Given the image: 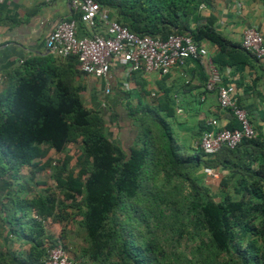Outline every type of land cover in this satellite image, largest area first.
Returning a JSON list of instances; mask_svg holds the SVG:
<instances>
[{
  "label": "trees",
  "instance_id": "1",
  "mask_svg": "<svg viewBox=\"0 0 264 264\" xmlns=\"http://www.w3.org/2000/svg\"><path fill=\"white\" fill-rule=\"evenodd\" d=\"M93 1L138 37L165 40L177 35L214 46L211 65L254 59L201 14L212 0ZM69 19L76 23L78 38L91 36L78 15ZM59 60L49 54L23 59L0 94V155L10 167L28 168L32 177L48 169L53 183L50 187L36 180L39 192L13 208L8 190V238L0 264H42L57 243L71 254L70 264H264V142L254 135L233 150L222 148L207 156L199 149L187 153L173 135L176 109L185 110L209 92L205 60L185 62L194 66L195 87L190 82L162 87L147 94L149 102L137 100L136 105L125 94V117L133 131L125 147L108 136L101 112L83 105L82 87L74 84L82 74L75 57ZM195 89V99L174 104L172 95ZM191 115L199 120L201 134L209 130L206 114ZM235 128L236 122L226 129ZM69 144L78 146L76 176L67 168ZM48 150L62 154L60 162L41 163ZM204 168L228 170L219 182L218 201L194 177ZM48 219L61 226L57 237L46 234ZM68 225L82 231L80 245L66 237Z\"/></svg>",
  "mask_w": 264,
  "mask_h": 264
},
{
  "label": "crops",
  "instance_id": "2",
  "mask_svg": "<svg viewBox=\"0 0 264 264\" xmlns=\"http://www.w3.org/2000/svg\"><path fill=\"white\" fill-rule=\"evenodd\" d=\"M201 14L208 19L214 29L229 42L240 46L243 30L253 28L264 40V0H212L210 5L201 8ZM72 11L68 0H53L45 3L44 0H2L0 1V94L8 89L11 75L19 69L23 59L32 56L44 57L47 55L44 41L61 20L71 17ZM207 51V61L216 54V48L210 44H201ZM65 59H60L64 63ZM215 70L219 82L217 86L233 87L232 99L235 104L244 109L254 135L264 142V59L255 60L247 57L243 62L232 65H211ZM194 66L188 62L182 68H175L166 75L155 72L136 73L128 72V66L120 61H111L108 75L103 79H95L86 75L74 78V84L82 87L81 99L87 109L100 111L103 119L105 115H112L113 125L109 128L112 139L122 146H128L132 141V129L127 124L124 108V96L129 94L131 105L138 104L137 100L147 102V94L152 96L159 89L168 88L181 82H190L197 86L198 80L193 72ZM216 87L198 98L197 103L186 106L185 112L198 111L201 116L206 114V122L215 121L212 130L226 129L235 125L231 114L219 109L216 102ZM107 89V93H104ZM146 96H143L145 95ZM199 89L191 90L177 98L184 102L196 98ZM105 120V119H104ZM72 144L66 147V150ZM75 145V144H73ZM77 145V144H76ZM68 154V152H66ZM48 150L40 161L43 163L51 155ZM241 154V152H240ZM60 155V154H59ZM239 155V154H238ZM71 161V156L68 154ZM5 167L0 162V250L6 243L8 232L5 224V202L9 197L13 203L19 200H29L40 188L34 186L39 180L38 175L32 177L26 167L12 172V167ZM259 162L255 164V167ZM14 168V167H13ZM8 169V170H7ZM215 172L220 180L228 174L227 169ZM18 178L26 184V196L22 197V187L17 190L15 185ZM20 185V184H19ZM9 190V196L7 193ZM8 198V199H9ZM15 216H19L16 208ZM29 217L33 212H26ZM46 234L57 237L61 226L49 219L44 222ZM71 225H68V227ZM67 227V228H68ZM26 249V247L24 248ZM13 251H19L13 245Z\"/></svg>",
  "mask_w": 264,
  "mask_h": 264
},
{
  "label": "built area",
  "instance_id": "3",
  "mask_svg": "<svg viewBox=\"0 0 264 264\" xmlns=\"http://www.w3.org/2000/svg\"><path fill=\"white\" fill-rule=\"evenodd\" d=\"M52 1L44 0L45 3ZM68 4L84 28L92 31L91 36L78 38L75 21L61 20L45 39L44 48L55 58L75 57L77 68L83 75L103 79L109 73L110 62L114 60L126 64L128 72L166 75L184 66L189 59H199L205 60L208 66L205 90L213 91L218 84V76L207 61L205 47L195 44L190 38L177 35H169L165 40L138 37L110 19L108 11L101 9L93 0H68ZM240 47L255 60L264 59V40L253 28L243 30ZM232 93L231 86H217L216 102L219 109L231 114L237 128L212 130L215 121L210 120L207 123L209 130L204 131L198 141V148L204 155H214L222 148L233 150L241 140L254 137L247 114L235 104ZM203 173L211 180L217 179V174L210 168H204ZM42 264H70V260L68 253L57 243L47 251Z\"/></svg>",
  "mask_w": 264,
  "mask_h": 264
},
{
  "label": "rangeland",
  "instance_id": "4",
  "mask_svg": "<svg viewBox=\"0 0 264 264\" xmlns=\"http://www.w3.org/2000/svg\"><path fill=\"white\" fill-rule=\"evenodd\" d=\"M87 32L91 33L92 31L85 29ZM172 99L174 101L175 105L179 104V99L174 95H172ZM149 102V100L147 101ZM135 105V104H134ZM192 114V113H191ZM189 112H185L183 109H176L175 115L171 121V126H172V131L175 140L177 141L178 144L183 146L186 150L187 153H192L194 150H198V140L201 132V128L199 125V120L191 115ZM105 123H106V129H107V134L108 136L112 137V135L109 133V128L113 124L110 123L112 119V115H105L104 117ZM68 154L71 156V161H69L67 168L70 169V172L72 173L73 176L77 175L79 166L77 162V158L79 155L78 152V146L71 145L69 149H67ZM6 156L0 155V162L1 164L5 167L7 164L5 163L6 161ZM62 159V154H53L49 157V160L51 161V165L56 164L57 162H60ZM12 172H16L15 168L12 167ZM39 180L45 182L46 186H52V181L49 178V170L46 169L44 170L40 175H38ZM194 177L198 178L200 183L203 184L209 191L210 196L214 201H218L221 198V192L219 191V182L220 180H211L207 178L203 170L200 169L198 170L195 174ZM84 178H81V181H83ZM17 183L20 184L22 187V192L21 196L24 197L26 196V184L22 181V179L18 178ZM224 195V193H223ZM78 220V217H75V221ZM71 230L69 234H67V238H69L71 241L73 240L76 245L81 244V238H82V231L77 229L75 225H72L69 227ZM76 230V231H75ZM76 238V239H75ZM68 239V240H69ZM66 244V239L64 240ZM261 245V244H259ZM262 252L264 253V247ZM69 253V251H68ZM69 258L71 254L69 253Z\"/></svg>",
  "mask_w": 264,
  "mask_h": 264
}]
</instances>
